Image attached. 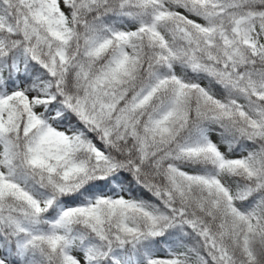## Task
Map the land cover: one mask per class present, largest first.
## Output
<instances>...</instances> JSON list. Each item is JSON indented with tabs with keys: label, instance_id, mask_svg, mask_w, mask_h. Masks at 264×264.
I'll return each instance as SVG.
<instances>
[{
	"label": "snow or ice",
	"instance_id": "snow-or-ice-1",
	"mask_svg": "<svg viewBox=\"0 0 264 264\" xmlns=\"http://www.w3.org/2000/svg\"><path fill=\"white\" fill-rule=\"evenodd\" d=\"M0 264H264V0H0Z\"/></svg>",
	"mask_w": 264,
	"mask_h": 264
}]
</instances>
